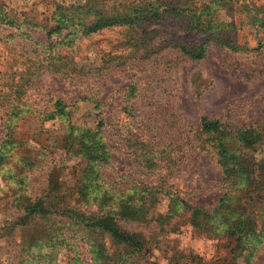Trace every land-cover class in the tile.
<instances>
[{
  "label": "rangeland",
  "instance_id": "obj_1",
  "mask_svg": "<svg viewBox=\"0 0 264 264\" xmlns=\"http://www.w3.org/2000/svg\"><path fill=\"white\" fill-rule=\"evenodd\" d=\"M140 1L0 0V264H264V201L254 204L264 193L223 178L214 139L200 128L202 117L220 121L231 152L264 180V0L212 5L222 25L214 32L232 47L212 33L196 60L175 49L184 30L168 13L84 28L97 11ZM99 122L103 163L77 152L76 127ZM255 126L257 142L236 141L237 130ZM91 137L83 135L88 148ZM35 198L47 213L27 215ZM123 199L147 209L145 219L118 221L142 238L140 252L66 213L89 216ZM245 216L258 235L236 247L229 226Z\"/></svg>",
  "mask_w": 264,
  "mask_h": 264
},
{
  "label": "trees",
  "instance_id": "obj_2",
  "mask_svg": "<svg viewBox=\"0 0 264 264\" xmlns=\"http://www.w3.org/2000/svg\"><path fill=\"white\" fill-rule=\"evenodd\" d=\"M230 1L238 3L237 0H157L153 3L151 0H142L140 2H132L128 4V7H122L116 12L111 14H106L105 12L97 11V18L87 24L84 28L89 32L97 31L103 27L112 26V25H125L128 27H133L136 24H140L143 21H149V24L154 23L157 19L165 18V13L170 14L172 17H177L180 27L184 30V39L180 42L177 41L175 49L179 50L181 54L186 55L190 59H200L203 58L206 53L207 41H209L208 36H211L217 27L222 25L213 22V15H211L212 5L221 6L222 8H227L230 5ZM201 3V4H199ZM238 5H240L238 3ZM231 6V5H230ZM253 8H259L260 6L252 4ZM256 21V18L254 20ZM260 25H264V22L258 20ZM254 22V23H255ZM257 23V24H258ZM258 24V25H259ZM213 31V32H211ZM211 33V34H210ZM203 34L204 38H201L200 42H197L196 35ZM219 33V36L216 38V41L219 44L232 47L229 37L225 38ZM55 107L57 108L56 112L58 114L64 113V106L62 102L57 100L55 102ZM101 122L97 124L95 129H86L78 128L79 133L76 134V141L78 140L77 152L80 151H90L96 155L97 160L101 163L105 162L110 153L105 142L100 141L97 138V134L100 132ZM73 128V127H72ZM201 131L211 135L214 139L213 147L217 149V155L219 156V163L222 168V175L224 179L231 180L236 179L235 181L240 180L239 182L247 183L245 187L252 186V190H258L261 193H264V180H258V177L253 179L251 172L247 169L248 159L246 157H239L235 153L231 152V149L228 147V143H234L230 139L228 132L224 129V125L218 120L207 119L202 117L200 120ZM258 128L249 127L242 130H237L235 138L237 142H244L248 145H252L257 142L261 133L257 130ZM84 133L92 135L91 148H88L84 143L83 135ZM230 139V140H229ZM261 188H258V187ZM111 195V194H110ZM264 194H258L257 199L254 200V204L259 202V200L264 201ZM104 199V200H103ZM108 193L105 191L104 194L100 197V202L103 204L105 200H109ZM27 200H31L30 198ZM25 211L27 215L30 214H43L47 213L49 210L46 209L43 205L41 199L35 198L33 201L25 202ZM255 206H253V209ZM102 212L95 213L92 212L91 215H86L85 212H80L75 208L66 210V213L69 217H73L78 221L73 223L75 224H84L85 228H90L92 231H99L107 233L111 238L117 242H121L126 246L133 248L134 252H140L144 246V241L142 238L133 236L128 231L124 230L118 221L120 220H137L145 219V213L147 209L144 208H135L127 204L123 200H119L113 208L110 209H101ZM198 208L192 209V221L197 219L199 214ZM72 223V224H73ZM257 221L252 217L245 216L243 218H237L231 222L229 229L231 230V235H234L235 232L238 233L236 238V247L241 246V238L247 239L251 236H257L256 226ZM262 233L264 232V221H261ZM40 233H37L29 242L31 244L38 237ZM47 236V235H46ZM243 245V244H242ZM244 247V246H243ZM146 249V248H144Z\"/></svg>",
  "mask_w": 264,
  "mask_h": 264
}]
</instances>
